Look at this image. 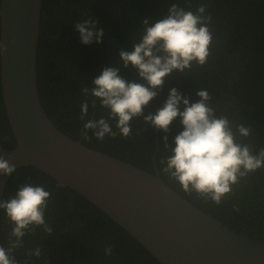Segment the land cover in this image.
<instances>
[{"label":"trees","instance_id":"obj_1","mask_svg":"<svg viewBox=\"0 0 264 264\" xmlns=\"http://www.w3.org/2000/svg\"><path fill=\"white\" fill-rule=\"evenodd\" d=\"M175 3L191 11L206 4L205 14L211 16L209 31L216 41L211 42L206 64L198 66L194 62L190 70L174 71L166 78L157 98L144 109V116L155 114L163 107L171 88L178 89L192 103L199 99L196 95L199 89H207L217 117L224 115L234 125L243 123L251 128L247 138L237 133L236 142L248 145L254 155L258 154L264 148V0H41L35 66L40 104L64 135L148 173L157 172L180 196L236 234L264 239V168L240 178L219 205L205 201L196 193H185L161 173L159 162L170 154L164 149L163 137L168 135V143L174 147L175 135L183 130L179 118L167 134L145 124L143 116L131 122L132 133L128 138L117 134L115 138L106 136L100 141L89 130L91 139L85 141L80 134L86 120H98L108 114L99 101L93 108V98L89 96V113L82 121L81 104L85 97L81 88L93 87V79L103 68L120 66L118 53L121 49H132L143 31V20L155 23ZM88 18L98 20L103 27L102 43L88 46L81 43L74 24ZM121 75L128 81L142 83L131 66ZM109 123L118 133L115 121ZM14 144L0 85V149L11 150ZM26 183L43 185L51 193L45 219L53 229L49 237L42 228H37L29 239L45 240L57 248L65 244L64 249L73 252L75 240L62 234L61 229L75 223L79 242L96 259L99 251L111 244L113 255L109 257L120 264H159L106 215L70 189L56 187L53 179L38 170H16L6 183L1 199L11 198ZM4 217V211L0 210V225ZM19 250L15 253L17 257L23 254Z\"/></svg>","mask_w":264,"mask_h":264},{"label":"clouds","instance_id":"obj_2","mask_svg":"<svg viewBox=\"0 0 264 264\" xmlns=\"http://www.w3.org/2000/svg\"><path fill=\"white\" fill-rule=\"evenodd\" d=\"M206 7L203 4L191 11L175 3L155 23L143 20V31L132 49L119 51L120 66L103 68L93 79V87L81 88L85 97L81 104L82 121L89 113V96L93 98V108L99 101L108 114L98 120H86L80 134L85 141L91 139L89 130L100 141L106 136L115 138L117 134L128 138L132 133L131 122L141 116L145 124L167 134L179 118L183 130L175 135L174 147L169 145L168 135L163 137L164 149L170 154L160 160V171L185 193H196L205 201L219 205L240 178L264 168V148L254 155L248 145L236 142L237 133L247 138L251 128L243 123L234 125L224 115L217 117L207 89H199L196 92L199 99L192 103L178 89L171 88L163 107L155 114L144 116V109L157 98L166 78L174 71L184 73L194 62L198 66L207 63L211 42L216 39L209 31L211 16L205 14ZM74 26L85 46L100 44L105 37L103 27L94 18L83 19ZM6 51L0 45V55ZM129 66L136 70L142 83L128 81L121 75ZM112 120L118 133L109 123ZM15 172V165L0 156V175L12 176ZM50 196L43 185L26 183L11 198L0 199V210L13 225L7 248L0 246V264H17L13 254L24 247L25 236L31 237L37 228H42L46 236L52 235L53 229L45 219ZM104 251L112 256L113 245L105 246ZM41 254L42 248L37 246L22 255L39 259ZM24 264H31V259H25Z\"/></svg>","mask_w":264,"mask_h":264},{"label":"water","instance_id":"obj_3","mask_svg":"<svg viewBox=\"0 0 264 264\" xmlns=\"http://www.w3.org/2000/svg\"><path fill=\"white\" fill-rule=\"evenodd\" d=\"M41 0H0V85L15 144L0 156L68 188L121 227L159 264H264V239L238 235L160 176L85 147L46 116L36 86ZM11 176L0 175V199Z\"/></svg>","mask_w":264,"mask_h":264},{"label":"flooded vegetation","instance_id":"obj_4","mask_svg":"<svg viewBox=\"0 0 264 264\" xmlns=\"http://www.w3.org/2000/svg\"><path fill=\"white\" fill-rule=\"evenodd\" d=\"M12 227L13 225L10 224L6 217L2 218V224L0 225V246L7 248ZM61 233L64 235L68 234L71 239L75 240L76 245L73 252L69 249H64L65 244H61V248H57L51 246L45 240H31L29 239L30 237L26 235L27 237L25 236L24 238V247L21 249V252L26 253L30 249L34 250L39 246L42 248V254L39 259H36L23 255L17 257L14 253L13 255L17 260V264H24L25 259H31V264H68V262L73 264H120L118 260L110 258L104 251H99L97 259L89 253H86L84 247L79 242L78 227L75 223L70 225L67 224L61 229ZM17 252H20V250H17Z\"/></svg>","mask_w":264,"mask_h":264},{"label":"bare ground","instance_id":"obj_5","mask_svg":"<svg viewBox=\"0 0 264 264\" xmlns=\"http://www.w3.org/2000/svg\"><path fill=\"white\" fill-rule=\"evenodd\" d=\"M157 173V172H156ZM27 237V236H26Z\"/></svg>","mask_w":264,"mask_h":264}]
</instances>
